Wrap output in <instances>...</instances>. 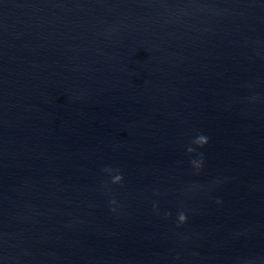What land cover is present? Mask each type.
I'll return each mask as SVG.
<instances>
[{"label": "water", "instance_id": "95a60500", "mask_svg": "<svg viewBox=\"0 0 264 264\" xmlns=\"http://www.w3.org/2000/svg\"><path fill=\"white\" fill-rule=\"evenodd\" d=\"M0 264H264V0H0Z\"/></svg>", "mask_w": 264, "mask_h": 264}, {"label": "clouds", "instance_id": "9594fccd", "mask_svg": "<svg viewBox=\"0 0 264 264\" xmlns=\"http://www.w3.org/2000/svg\"><path fill=\"white\" fill-rule=\"evenodd\" d=\"M207 143V137L200 134L198 136H196L193 141H192V144L195 145V146H200L202 147L204 144ZM188 152H194L196 151V148L195 147H188L187 149ZM202 156V154H201ZM194 164V166L199 169L201 166H202V160L201 161H193L192 162ZM105 171H113L112 169H105ZM116 171V174L112 177V183L114 184H118V183H121L122 180H123V175L121 173H119L118 170H115ZM113 203H115V201H113ZM167 215V214H166ZM187 220V216L184 212H180L179 215H178V223H185Z\"/></svg>", "mask_w": 264, "mask_h": 264}]
</instances>
